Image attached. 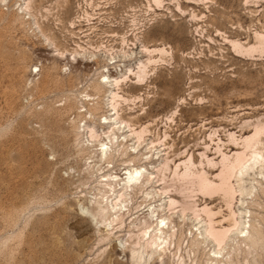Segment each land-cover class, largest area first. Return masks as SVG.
<instances>
[{
	"label": "rangeland",
	"instance_id": "obj_1",
	"mask_svg": "<svg viewBox=\"0 0 264 264\" xmlns=\"http://www.w3.org/2000/svg\"><path fill=\"white\" fill-rule=\"evenodd\" d=\"M164 1L0 0V264H264V160L234 174L233 206L221 190L226 165L264 122V0ZM230 41L256 53L240 54ZM144 47L168 53L143 85L134 76L122 84L131 101L120 117L148 127L140 149L152 180L107 231L81 209L96 208L102 176L126 171L118 157L89 159L97 145L89 132L106 137L102 117L114 114L115 88L103 75L137 71ZM185 163L222 192L195 189ZM194 202L219 230L231 228L232 210L242 224L219 246L207 214L182 210ZM149 216L153 227L167 218L174 234L163 256L136 245Z\"/></svg>",
	"mask_w": 264,
	"mask_h": 264
},
{
	"label": "bare ground",
	"instance_id": "obj_2",
	"mask_svg": "<svg viewBox=\"0 0 264 264\" xmlns=\"http://www.w3.org/2000/svg\"><path fill=\"white\" fill-rule=\"evenodd\" d=\"M152 1L156 4L157 7H161L163 5V3L165 2L164 0H152ZM29 8H30V4L28 3L26 5V9H29ZM257 38L259 41L258 43L260 45L258 51H260L259 53H262V52H264V35L263 34H257ZM230 43H231L233 49L240 54H249L250 55L253 52L256 53L254 47H246L244 44H242L241 42H237V41H230ZM79 47L84 50V48L81 45H79ZM143 52L148 56V59H147V61H140L138 68H137V71H134L132 69H128V71L126 73H123L118 77H112V76H108L105 74L103 75V77L105 79V83L111 84V86H113L115 88L114 91H112V92L109 91V92H111V97H110V106L112 108L111 111H113L114 114L110 115V117L109 116H106V117L103 116L102 117L103 118L102 124L106 125L107 129H109L108 130L109 132L104 133L105 134L104 136H106V137L102 138L103 135L99 134L96 130H94V127H93V129L90 127L91 130L89 132L90 133L89 142L93 141L97 145H93V147H94L92 150L93 156L91 155L90 156L91 158L89 157V159L96 160L97 164L102 163V164H106V165H111L114 163V161L118 157L117 161L120 162L122 166H125L124 170L126 171L123 176L118 174V173H116L115 175L110 174V175L102 176L101 178H103V180L101 179L102 181L101 180L99 181L100 187L98 190L100 192V194H99L100 198H98L97 201L94 203L96 205V208L90 210L88 208L82 207V209H81L83 211V213H85L89 217L93 218V220L96 223H99L101 225H105V228L106 227L108 228L107 231H111L113 229L112 226L114 227V223L121 224V225L123 224L124 218L126 217L127 214H129L128 212H131V209L129 206L134 207L131 204L134 203L133 201H135V198L139 194L147 191V188H148L149 184H151V180H152V175H150L148 172L149 170L144 167V164H148L150 162V160H149L150 157H148V156L145 157L146 154H141V149H140L142 144H144L143 142H145V138H146L147 134L149 133L148 127L144 126V127H141L140 129H136V128H134V126L130 122H128V121H126L120 117V111H121L120 108L124 104H128V102L131 101L128 98H126L125 95L122 93V84L124 82H126V80H132L131 76H134V78L136 79L135 84L139 85V86L143 85L144 82L147 80L148 76L150 75V73L152 71H154L156 64L160 61H163L165 56H167V53H168V51L166 50L165 47H154V48L144 47ZM76 53H78V52H76ZM155 56H158V58H156ZM138 99H141V97H138ZM263 136H264V122L259 121L258 124L255 126L254 134L250 137H246L244 139V141H242V142H244V146H243V148H245L244 153L236 154L234 159H232L233 157L230 159H229V157H224V156H228V155L223 154L224 155L223 161L229 162V160H231V159L233 161H230L229 164L226 162L224 163V164H228V165H226V167H228V169H227L228 171H226V172H228V173L225 172L226 176L224 175V177H223L225 181L223 182V185L220 183L222 186L220 184H218V185L214 184L215 182L214 183L209 182L211 180L206 175H205V177H207L206 179L204 178V175H202L203 178H201V177L198 178L199 174L197 175L195 172H192L193 168L191 169L190 167H187L186 163H185V165H186L185 167L189 168V169H185V171L186 170H188V171L183 172L184 174L183 173H178V174H181V175L183 174L182 176L186 180L187 178H190L193 173H195V175L193 174V176L197 175L196 178H198V179H196L197 181H194L192 179L193 178L192 177L191 179L193 181H191L192 182L191 184H194V183L197 184V186H195V189H196V187H199L200 189H198V191L200 192V190H201L203 193L205 192V194H207V195H208V193L210 195H211V193L215 194L216 191L218 192L220 190V189L218 190L217 188L221 186V190L224 192V196H225L224 199L226 200V198L228 197V201H227L226 205L231 207V205L234 204L233 201H235L234 199H235V193L236 192L234 193L235 190L233 191V189H232L233 186L230 184L231 183L230 180L232 179V177H234V174L239 169H240V172H242L244 174L248 170L254 169L253 167H255V165H257L258 163L260 164L261 160H264L262 151L257 150L258 148H260L261 144L264 145V143H262L263 142L262 141ZM129 138H131V141L135 140L136 141L135 145H138V146L134 147L135 146L134 145L131 148V146L128 144ZM88 145H87V147H88ZM90 146H92V145H90ZM248 150H252V151L254 150V152L251 151L252 152L251 154L249 153L250 157L246 153V151L250 152ZM92 151H91V153H92ZM119 158H123V159L120 160ZM190 160H188L189 164L194 166L193 163H190L192 161V160L191 161ZM253 160H254L253 164H250L251 161H253ZM168 161L169 160H167V162ZM167 162H165L166 163V164L164 163L165 166L163 165L164 167L160 169L161 172L160 171L159 172L161 174H162V172L169 171L170 168H169V165ZM263 162H262V164H263ZM92 163L93 162H91V164ZM91 164L88 165L89 170H90V168L92 169ZM96 165L94 167H96ZM193 166H191V167H193ZM178 168L176 167L177 172H179ZM224 168H225V166H224ZM102 169H99V170H102ZM173 174H175V176H176L177 173L174 172ZM165 175L166 174L164 173V176ZM182 178L180 177V179H182ZM220 178L223 180L222 175L220 176ZM187 181H189V180L187 179ZM215 185H217V188L215 187ZM149 188H150V186H149ZM190 190H191V192L194 191L193 189H190ZM211 191H214V192H211ZM147 194L149 195V193H147ZM99 196H97V197H99ZM174 201L175 200L171 199V202H170L171 208H173L172 206L175 207V204H177ZM196 203L194 202V204H192V205L189 204L187 206L185 204L184 208H182V210L185 213H186V211L192 210L194 212V214L197 215V217L200 216L201 212H204V214H207L206 216L210 218L209 219V223H210L209 225L210 226L208 229V233L216 241V243H218L219 246H221L223 243H225V240H227L232 229H235L236 227H238L239 224H242V223H239L240 221H238V218L236 216L237 215L236 212H234L232 210L231 211V217L229 216L230 219L228 218L231 221V228H227V229L225 228L223 230L222 229L219 230L215 227L216 226V222H214L215 220L212 219L213 217H215L212 214L213 212H210L209 208H208V210L206 208L205 209L203 208V210L202 209L200 210ZM138 208L139 207H137V208L135 207V209H138ZM154 213H155V211H154ZM166 219L163 218L161 220V222L158 223L157 226H154L155 227L154 228L153 227L154 220H152V217L149 216L144 222L145 226H147V227L144 226V228H146V229L143 228L144 230L142 231V234L138 237V242L136 245H140L141 248L144 247L145 249H149L150 252L153 254L156 253L159 256H163L167 252V250L169 249V245L171 242V241H169L171 239L170 236H172V234H173V233H171V235H170L169 230H172V229H170V226H168ZM217 224H218V222H217ZM152 227L154 229L152 231H150L149 229H151ZM109 228H112V229L109 230ZM239 232H240V237L245 242L246 239H248L246 234H245V229L242 228V230ZM173 236H174V234H173Z\"/></svg>",
	"mask_w": 264,
	"mask_h": 264
}]
</instances>
